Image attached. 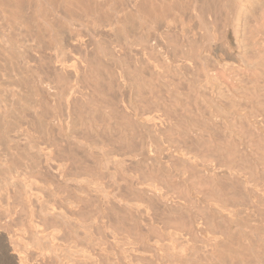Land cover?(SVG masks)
Returning <instances> with one entry per match:
<instances>
[{
  "label": "rangeland",
  "instance_id": "obj_1",
  "mask_svg": "<svg viewBox=\"0 0 264 264\" xmlns=\"http://www.w3.org/2000/svg\"><path fill=\"white\" fill-rule=\"evenodd\" d=\"M4 1L0 264H264V80L179 78L136 0Z\"/></svg>",
  "mask_w": 264,
  "mask_h": 264
},
{
  "label": "bare ground",
  "instance_id": "obj_2",
  "mask_svg": "<svg viewBox=\"0 0 264 264\" xmlns=\"http://www.w3.org/2000/svg\"><path fill=\"white\" fill-rule=\"evenodd\" d=\"M1 1L3 2L4 0H1ZM7 1H9V0H7ZM12 1H14V0H12ZM55 1L57 2L56 4L59 8V6H60V3H58L59 0L58 1L55 0ZM55 1L52 3L55 4ZM64 1H66V0H64ZM70 1H72V0H70ZM76 1H81V0H76ZM84 1L82 0V2H84ZM87 1H91V0H86V2L83 5L86 8L88 6H90L91 9L88 10V8H87L86 12L88 13V11H89L88 14L92 15L94 12H96L94 10H97V9H94L95 8L94 3L92 4L93 0L91 1L92 5L87 3ZM16 2H17L16 6L20 4V2H18V1H16ZM11 3L12 2H10V4ZM14 3L15 2H13V4ZM22 3H24V2H22ZM22 3L20 5H22ZM64 3L67 4L68 2L66 1ZM72 3H71V5H72ZM56 4H55V6H56ZM85 4L88 6H86ZM133 4L134 5L136 4V10H134V11H137L136 13H134V14H136L135 18L137 17L136 19L140 20L141 23H142V21L147 23V21L150 20V22L153 23L152 25L154 26V29L159 33L160 36H161L160 33H163V35L164 34L170 35V33H180L181 35L184 36L183 37L184 41L179 40V38L178 39H172L171 38V39L163 42V44L166 48L170 44H174L175 47L178 48V50H181L179 52H182L183 50H186V52H187L186 48H188V52L186 55H184V54H183V56H182V54L180 55V59H181V57H183V58L181 60L179 59V62H181V65H184V67L182 66V69H184V70L180 69V71L178 72V73H180L179 78H188L189 80H193L192 82H195V83H196V79H200V81L204 80V81L217 82L219 79L224 78V79H233L234 81L236 80V81H239L242 83H243V81H255V82L257 81L258 82L259 81L258 79H261L260 81L264 80V72H263L264 71V30H263L264 24H263L262 30H260L261 29L260 25H262L261 23H262V20L264 18V0H136V2ZM20 5H19L20 9L23 8V10H21V11H24V7H23L24 5H22V8ZM40 5H41L40 7L42 9L43 8L42 2H40ZM71 5L68 4V6L70 8H71ZM43 6H45V5H43ZM68 6H66V7L69 8ZM19 7H18V11L20 10ZM97 7H98V5H96V8ZM44 8H43V10H46V8L45 9ZM60 8H61V6H60ZM92 8L94 10H92ZM100 8L102 9L103 7H100ZM100 8H99V11H97V13L101 11ZM107 9L108 8H106L105 11ZM13 10H14V8H13ZM91 11H93V13ZM90 12L92 14H90ZM108 12H110V11H108ZM108 12L107 11L104 12L106 15L104 13L103 14L105 16H107ZM100 13H102V11ZM100 13H98V14H100ZM14 15H15V12H14ZM93 15H95V14H93ZM109 16L110 15H108V17ZM177 23H180L181 25L180 24L177 25ZM143 24L144 23H142V25ZM138 25H139V22H138ZM175 25H177L178 27L180 26V28L178 29V27H175ZM149 27L151 28V26H149ZM227 27H229L231 31L228 30ZM139 29H138V31L141 32ZM247 33H248V35H247ZM223 34L225 35L226 40H223L221 43H218L217 42L218 39H220V36ZM166 35H165V37H166ZM140 36H142V35H140ZM215 37H216V40L214 41ZM140 39H143V37ZM140 39H138V40L140 41ZM162 39H161V41H162ZM144 40H147V39H144ZM140 42H142V41H140ZM150 42H151V40H150ZM194 48H195V50H194ZM141 49H142V47H141ZM145 50L149 51L150 49L146 48ZM145 50L143 49V51H145ZM163 50H165V48ZM156 51H155V55L157 57H159L161 59V62H162V59L164 57L162 58V57L158 56L160 54L157 53L158 54L157 55ZM151 52L152 51L150 50L149 53H151ZM160 52H162V51H160ZM174 52H176V51H173V53ZM183 52H185V51H183ZM139 53H141L140 50H139ZM153 53L154 52H152V54ZM163 53H164V51H163ZM165 54H166V52H165ZM163 55L164 54H162V56ZM168 56H170V54ZM176 58H178V57H176ZM158 60L156 59V61H158ZM154 61H153V64L156 63ZM168 61H169V59H168ZM173 61H176V60H173ZM159 62H160V60H159ZM179 62H177L176 65H180ZM165 63H166V61H165ZM161 64H163V63H161ZM163 66L161 65L160 67H163ZM143 67H145V65H143ZM156 67H157V64H156ZM203 67L207 68V70H204L203 71L204 73L201 74V73H199V70H197V69L203 68ZM150 68H151V66H150ZM157 68L160 69L159 67H157ZM169 68H170V66H169ZM205 68H203V69H205ZM146 69H144V70L146 71ZM162 69H164V67ZM191 69L194 71L196 69V72L197 71L198 72L194 73V74H189V71L191 73ZM249 69L252 71H254V70H258V71L263 70V71H261V73H259L257 71L259 74H255V73L250 74L248 72ZM167 70L169 71V69H167ZM201 70L202 69H200V72H201ZM159 72H162V71H158V73ZM151 73H152V71H151ZM163 73H164V71H163ZM165 74H166V72H165ZM140 75L141 74H139L138 76H140ZM144 75H145V73H144ZM155 75H156V71H155ZM164 76L166 78H167V76H168V78H170L169 74H167V76L166 75H164ZM154 77H158V76H154ZM160 77H161V75H160ZM153 79H155V78H153ZM222 82H224V81H222ZM255 82H253V83H255ZM261 83H263V81ZM147 84H148V82H147ZM198 84H200V83H198ZM218 84H221V83H218ZM155 86H157V85H155ZM161 87H163V89H164V86H161ZM210 88H212V87L210 86ZM159 89H160V87H159ZM200 89H201V87H200ZM204 89H205V87H204ZM143 91H145V90H143ZM156 91H158V90H156ZM210 92H211V90L209 91V93ZM143 93H145V92H143ZM192 93H194V92H192ZM83 108H84V106H83ZM215 109L217 110V108H215ZM248 168H249V166H248ZM173 210H175V209H173ZM240 248H241V246H240ZM243 250L244 249L242 248V252H243ZM221 251H224V250H221ZM248 251H249V249H248ZM184 261H186V260H184ZM227 263L229 264V262H227Z\"/></svg>",
  "mask_w": 264,
  "mask_h": 264
}]
</instances>
